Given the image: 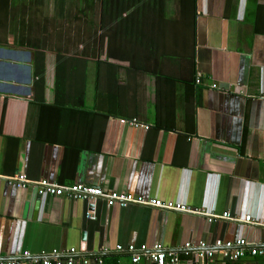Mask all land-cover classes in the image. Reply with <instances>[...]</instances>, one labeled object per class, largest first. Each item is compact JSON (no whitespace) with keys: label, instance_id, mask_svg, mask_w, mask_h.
<instances>
[{"label":"crops","instance_id":"obj_1","mask_svg":"<svg viewBox=\"0 0 264 264\" xmlns=\"http://www.w3.org/2000/svg\"><path fill=\"white\" fill-rule=\"evenodd\" d=\"M116 1L125 10L113 6L108 17L102 0H0V175L98 185L231 218L39 196L0 176V260L53 249L64 258L74 247V264H154L116 245L157 243L179 264H201L199 241L264 247V0ZM187 15L188 35L175 22ZM149 34L161 45L143 44ZM248 248L214 259L264 264Z\"/></svg>","mask_w":264,"mask_h":264},{"label":"built area","instance_id":"obj_2","mask_svg":"<svg viewBox=\"0 0 264 264\" xmlns=\"http://www.w3.org/2000/svg\"><path fill=\"white\" fill-rule=\"evenodd\" d=\"M199 73L197 74V81L199 80ZM212 86H215L214 84ZM122 123H128L132 126H144L146 124L140 123L136 118H121ZM10 185L15 186L18 189H25L28 186H33L38 195H52V196H64L69 199H86L89 203L94 202L97 198H103L109 205L126 206L130 203H137L141 205H148L166 210H181L190 211L193 213L206 215L209 221L217 218H231L228 212H223L221 215H214L209 213L200 207H191L183 203L174 201H162L157 198H146L141 195H132L122 191H106L101 186L86 184L81 182H74L71 184L57 183L47 178L29 179L24 173L16 172L11 175H0ZM247 222H252V218L247 215L244 217ZM257 224L261 226L264 236V218L257 221ZM248 246V252L251 255H264V247L256 246L255 244L247 242L244 238H237L233 240L216 239L211 245L205 241H199L197 248L193 251L196 258L201 261V264H221L214 259L215 254L219 253L221 257L228 258L230 260H236L245 254V247ZM190 243H186L184 248H190ZM117 250L125 249L130 253L131 261L138 262L141 258L149 259L154 264H179L178 254L174 251L165 250L160 244L155 243L151 247L140 246L136 247L133 244L122 246L116 245ZM105 251V249H104ZM77 250L74 247H70L65 251L66 256L64 258L59 257V251L53 249L49 253L42 252L39 255H32L28 251H22L20 258L10 260H0V264H24L26 258L30 261L40 262L41 264H74V254ZM187 253V251H185ZM98 263L102 262V259L96 257ZM87 259H84V263Z\"/></svg>","mask_w":264,"mask_h":264},{"label":"trees","instance_id":"obj_3","mask_svg":"<svg viewBox=\"0 0 264 264\" xmlns=\"http://www.w3.org/2000/svg\"><path fill=\"white\" fill-rule=\"evenodd\" d=\"M136 1V0H135ZM184 1H187V2H190L191 3V1L192 0H184ZM193 2V1H192ZM106 3V0H102V6H101V9H103L102 10V12L101 13H107V16L108 17H112V15L113 14H111L112 12L110 11L111 10V7H119L120 8V10H119V13L118 12H116V13H118V14H120V12L122 11V9L123 10H125V6L124 7H120V5H118L117 4V1L116 0H109V4H107V5H104ZM117 5V6H116ZM106 11H108V12H106ZM114 13V12H113ZM115 14V13H114ZM189 14V13H188ZM190 15V14H189ZM181 17L183 18V14H181ZM189 18V16L187 15V20H186V22H185V20H181L180 18L179 19H177V20H175V22H176V24H177V26H178V28H179V30L180 31H182V32H184V33H186L187 35L188 34H190V32L192 31V23H191V20L190 19H188ZM104 25V24H106L105 22H104V20L102 21L101 20V25ZM119 25H120V23H118ZM152 24V26H153V24L154 23H151ZM103 31V30H102ZM142 43L143 44H146V46H160L161 45V43H162V38L160 37V36H154V34L151 36V34H149L148 36H146V38L145 39H143L142 40ZM146 56H148V55H146ZM137 119V118H136Z\"/></svg>","mask_w":264,"mask_h":264},{"label":"bare ground","instance_id":"obj_4","mask_svg":"<svg viewBox=\"0 0 264 264\" xmlns=\"http://www.w3.org/2000/svg\"><path fill=\"white\" fill-rule=\"evenodd\" d=\"M40 196V195H39Z\"/></svg>","mask_w":264,"mask_h":264}]
</instances>
